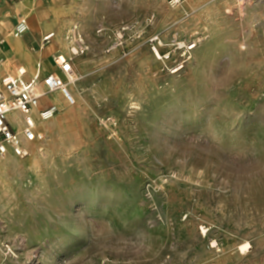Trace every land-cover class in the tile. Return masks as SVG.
<instances>
[{"label": "rangeland", "instance_id": "374dc122", "mask_svg": "<svg viewBox=\"0 0 264 264\" xmlns=\"http://www.w3.org/2000/svg\"><path fill=\"white\" fill-rule=\"evenodd\" d=\"M147 5L67 7L92 43L82 112L0 167V264H264V0H206L172 28ZM151 18L169 58L103 54L98 27ZM177 43L195 47L171 73Z\"/></svg>", "mask_w": 264, "mask_h": 264}, {"label": "built area", "instance_id": "2783aa9c", "mask_svg": "<svg viewBox=\"0 0 264 264\" xmlns=\"http://www.w3.org/2000/svg\"><path fill=\"white\" fill-rule=\"evenodd\" d=\"M172 8H177L182 4V0H167ZM153 18L146 23H122L114 29L99 27L95 30L96 38L103 44V54L113 56L115 52L118 58H125L137 47L147 44L152 51H159L162 45L161 36L157 33L149 32ZM29 30L26 18H20L14 27V36H21ZM55 32H48L42 37L43 43H49L53 40ZM69 46L72 55L87 54L91 50L92 43L79 27L74 26L72 33L68 37ZM67 39V40H68ZM177 49L181 50V61L174 60V67L171 73L178 72L182 67L187 53H189L195 44L177 43ZM160 52V51H159ZM169 58V54L161 58ZM113 59V58H112ZM0 57V64L2 63ZM54 63L60 67L64 77L57 73H48L41 75L40 65L36 72L26 78L27 70L25 67H18L15 73L5 74L0 80V155L5 156L12 152L17 156H25L24 142L35 141L37 137L42 138L41 134L36 132V120L32 115L33 109L39 107L43 96L59 92L65 100L74 105L76 103L74 95L70 92L68 83L78 80L72 58L62 53H57L53 57ZM67 77V80H65ZM43 86V88L41 87ZM58 112L56 104L38 109V115L43 120L53 118ZM17 113L23 116L21 125L17 129L9 120V115ZM218 246V245H215ZM2 246L0 244V250Z\"/></svg>", "mask_w": 264, "mask_h": 264}, {"label": "crops", "instance_id": "0c3cea01", "mask_svg": "<svg viewBox=\"0 0 264 264\" xmlns=\"http://www.w3.org/2000/svg\"><path fill=\"white\" fill-rule=\"evenodd\" d=\"M75 1L76 0H0V57L3 59V63L0 66V80L5 74L15 73L18 67H25L27 70L26 78H30L39 68V65L42 76L48 73H57L64 77L60 67L54 63L53 57L57 53L66 55L65 52L68 46L66 47L65 40L72 29L70 30L71 21L65 15V12L68 10L67 7L69 5L72 4L73 8V2ZM145 1H147L148 5L146 8L147 13L144 14L146 15L152 11H158L160 24L163 28H172L176 26L181 19H187L193 12H198L206 0H182L183 4L186 3V7H182L179 10H175V8H166L163 4L157 8V0ZM190 3L194 5L191 7V10L189 6ZM20 18L27 19L29 30L21 36H14L13 30ZM48 32H55V36L51 42L43 43L42 37ZM87 54L71 56L73 68L75 67L76 69H74V71L79 77L76 82L69 85V90L74 95L76 102L81 99L78 97L77 91L81 86L85 85L89 77V73L83 68L90 65ZM148 64L151 63L148 62ZM65 80H67V77H65ZM41 87L43 88V86ZM80 93L82 94V92ZM62 96L63 95L59 92L48 94L45 97L43 96L40 100L39 107L36 109L38 111V109L45 108L52 103L58 106L59 115L57 114L58 117H56L55 122L53 124H47L42 128L46 133L49 132L51 126L53 127L56 125L57 121L72 116L74 112H82V108L74 110V106L64 101V97ZM54 117L52 119H55ZM22 119L23 116L21 114L13 113L9 115V120L17 129L20 127ZM23 144L25 145V142ZM185 212L186 210L182 215L185 214ZM154 243L155 240L153 241V244ZM153 244L148 250L149 252L146 257L148 259L162 257L158 253L161 254L163 249L156 248V244ZM141 251H144L143 247ZM181 251L186 257L187 247L181 248Z\"/></svg>", "mask_w": 264, "mask_h": 264}, {"label": "bare ground", "instance_id": "6f19581e", "mask_svg": "<svg viewBox=\"0 0 264 264\" xmlns=\"http://www.w3.org/2000/svg\"><path fill=\"white\" fill-rule=\"evenodd\" d=\"M72 33V30H71V32L68 34V37H69V35ZM68 37H67V39H68ZM154 54L157 56V57H159L160 58V53H159V51L158 50H156L155 52H154ZM3 60V59H2ZM2 63H3V61H2ZM2 63L0 64V66L2 65ZM66 81H68V80H66ZM76 81V80H75ZM75 81H70L69 83H68V87H69V85L71 84V83H74ZM45 97V96H44ZM68 104H70V103H68ZM70 105H72V104H70ZM38 107H35L33 110H34V112L32 113V115L34 116V118H35V120H36V123H37V125H38V127L39 128H43V127H45L47 124H53L54 122H55V120H56V118L55 119H49V120H43V119H41L40 117H39V115L37 114V109ZM58 113V112H57ZM48 121V122H47ZM52 127V126H51ZM37 130V129H36ZM31 142H25V145L27 146V147H29V149L31 150V151H33L32 150V147H31V144H30ZM32 155H33V152H32ZM25 157V156H24ZM20 158H22V157H20ZM19 158V159H20ZM18 161V156H14V154L13 153H9V154H7V155H5V156H1L0 155V167L1 166H3V165H6V164H9V165H11V164H15V162H17Z\"/></svg>", "mask_w": 264, "mask_h": 264}, {"label": "snow or ice", "instance_id": "6c2138e0", "mask_svg": "<svg viewBox=\"0 0 264 264\" xmlns=\"http://www.w3.org/2000/svg\"><path fill=\"white\" fill-rule=\"evenodd\" d=\"M247 247H248V245H245L242 249H241V251H244V250H246L247 249Z\"/></svg>", "mask_w": 264, "mask_h": 264}]
</instances>
